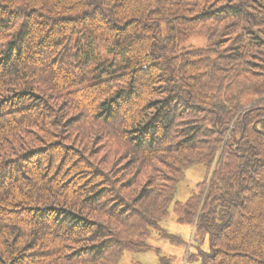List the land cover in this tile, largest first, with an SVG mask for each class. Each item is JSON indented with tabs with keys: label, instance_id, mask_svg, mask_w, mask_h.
Here are the masks:
<instances>
[{
	"label": "trees",
	"instance_id": "obj_1",
	"mask_svg": "<svg viewBox=\"0 0 264 264\" xmlns=\"http://www.w3.org/2000/svg\"><path fill=\"white\" fill-rule=\"evenodd\" d=\"M171 208L188 264H264V0H0V264H119Z\"/></svg>",
	"mask_w": 264,
	"mask_h": 264
},
{
	"label": "rangeland",
	"instance_id": "obj_2",
	"mask_svg": "<svg viewBox=\"0 0 264 264\" xmlns=\"http://www.w3.org/2000/svg\"><path fill=\"white\" fill-rule=\"evenodd\" d=\"M206 45L207 38L205 36L195 35L184 44V47L201 48ZM205 178L206 169L204 166L199 165L189 168L186 171L185 179L179 185L175 201L185 202L193 193L198 191V184L203 182ZM161 228L170 234L179 235L182 242L180 244L171 243L155 232L148 242L152 247L151 250L126 252L119 264H160L157 250L165 256H173L176 264H188L190 249L197 242L194 226L178 223L177 216L171 208L170 216L162 222Z\"/></svg>",
	"mask_w": 264,
	"mask_h": 264
}]
</instances>
